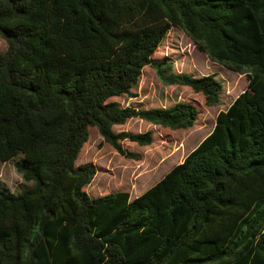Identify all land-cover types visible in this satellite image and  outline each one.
<instances>
[{"label": "trees", "instance_id": "trees-1", "mask_svg": "<svg viewBox=\"0 0 264 264\" xmlns=\"http://www.w3.org/2000/svg\"><path fill=\"white\" fill-rule=\"evenodd\" d=\"M180 27L248 89L213 132L146 193L91 199L97 172L76 166L96 129L119 155L151 132L115 133L140 119L192 128L198 110L122 107L144 68L166 86L220 103L214 76L177 74L153 59ZM0 161L31 188H0V264H264V0H0Z\"/></svg>", "mask_w": 264, "mask_h": 264}, {"label": "rangeland", "instance_id": "rangeland-1", "mask_svg": "<svg viewBox=\"0 0 264 264\" xmlns=\"http://www.w3.org/2000/svg\"><path fill=\"white\" fill-rule=\"evenodd\" d=\"M7 50L6 41L0 38V54ZM153 59L170 63L177 74L190 75L196 79L214 76L222 86L220 103L208 106L203 95L183 86H166L152 68H144L138 86L132 91L133 96L113 98L112 101L124 108L140 110L170 108L179 102L190 103L198 110L199 118L192 128L186 130L166 129L140 119L115 126L113 130L117 134L152 133L153 142L150 146L140 147L129 141L121 143L126 152L137 156V160L119 155L103 142L96 129H92L89 142L76 162V166L92 165L97 172L91 185L85 188L91 199L110 193L128 192L133 200L146 193L213 132L217 116L227 111L248 89L246 75L234 73L212 62L196 48L180 27H173L169 31ZM17 159L7 163L0 161V188L14 195L24 193L32 186L24 182L16 171L14 163Z\"/></svg>", "mask_w": 264, "mask_h": 264}]
</instances>
